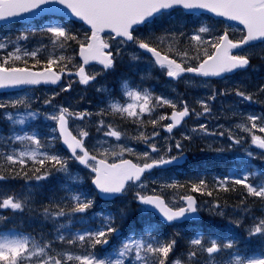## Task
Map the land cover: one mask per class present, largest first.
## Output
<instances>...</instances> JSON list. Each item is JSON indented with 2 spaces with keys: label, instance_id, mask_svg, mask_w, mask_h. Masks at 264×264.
<instances>
[{
  "label": "snow or ice",
  "instance_id": "obj_1",
  "mask_svg": "<svg viewBox=\"0 0 264 264\" xmlns=\"http://www.w3.org/2000/svg\"><path fill=\"white\" fill-rule=\"evenodd\" d=\"M53 4L62 5L63 9L70 10L73 17L88 25L90 35L85 33L81 38L67 25H52L27 34L19 33L17 40H27L29 36H35L39 32L47 36L52 46L62 50V53L50 54L45 62L39 55L43 45L32 50L16 47L7 51L5 55L0 56V89L41 84L55 85L65 73L69 76L74 74L79 77L80 84L88 85L97 77L114 69L115 61L123 55L121 46L127 45L150 53L149 64L166 70L167 76L172 79H180L185 73L199 77H222L249 67L254 55L251 49L256 42L264 43V0H0V22L24 21L42 11H61L47 7ZM175 9L192 13L206 11L216 17L237 21L243 26L239 29L242 35L234 40L230 38L228 28H225L223 34L216 35L215 29L207 24L195 28L190 36L182 29H175L174 26L163 28L157 35L151 25ZM102 33L105 35L102 36ZM182 37L191 42L190 47L185 46L183 49L178 47ZM70 42L79 45L78 54L82 63L78 67L74 64V57L63 54L71 48ZM113 43L116 44L115 49L112 48ZM165 45L166 47H163ZM6 48L7 45L0 42V50ZM209 48L213 51L209 52ZM169 53L179 57V62L176 58L170 57ZM129 56L132 61L141 60V56L135 51ZM27 58L34 61L32 67L27 66L29 62ZM17 61H22L26 66H14ZM191 61L197 63L193 65ZM90 62L101 65V70L91 73L86 71L85 66ZM69 65L76 67L74 73ZM37 66H41V70L33 71L32 69ZM71 86L72 83L69 82L62 91L70 90ZM97 91L107 93L109 103L107 108L100 109L96 115L104 117L118 114L121 119L131 120L142 128L145 125L142 117L147 114L150 117L147 123H150L154 129L161 126L160 121L170 120V123L162 127L171 134L173 129L181 125L191 114L197 117L210 114L211 107L207 101L215 100L218 95L227 96L234 93L241 101L254 102L257 93L264 94V85H259L256 92H248L243 86L231 90H213L207 100L197 101L201 111L190 109L182 100L179 102L182 107L178 110L175 100L163 95H154L148 89L141 90L139 87H134L127 79L121 80V94L127 98L125 103L112 97L111 90L107 88L100 87ZM53 100L54 96L49 97L44 100V104L53 105ZM163 106L172 109L171 115L151 118L156 108ZM231 111L233 116L240 118V122L234 127L248 133L252 144L264 150V137L254 131L264 133V116L245 115L235 108ZM91 115L92 113L89 112H72L63 106L51 113L33 111L31 99L26 97L0 100V119L7 121L10 126V134L0 133V142L7 146L6 151H0V181L20 178L26 182L31 180L40 182L56 173H61L64 176V183L60 187L65 192L64 196L59 198L53 196L47 205H42L44 219L50 220L54 226L52 233H41L36 236L16 229L3 230L2 223L8 218L0 215V264H125L129 259L132 264H264V215L253 217V223L247 229V239L259 240V246L252 254L247 253L246 247H238L240 243L238 240H224L200 233L188 241L186 254L171 259V254L177 245L176 237L180 236V232L176 231L172 237L161 239L153 234L155 231L153 226L146 224L140 234H130L114 247V258L98 257L93 249L97 245H108L113 236L120 235L118 221L125 220L128 211L127 208H121L118 215L104 211L92 213L93 217L99 218V224L94 229L68 231L69 225L74 222H85L89 210L95 205V199L80 189L83 177L79 173H73L71 169L73 162L83 165L94 173L91 183L102 197L123 196L127 194L129 188H135L134 199L144 206L141 211L154 209L170 225L197 213L198 206L196 199L190 194L179 197L183 201L180 206H175L174 200L169 203L163 197V191L183 188L185 185L175 180L170 183L162 182L160 179L149 181L145 175L150 174L154 169L178 161L183 156L182 151L179 155L173 156L166 154L151 156L150 152H160L157 145L152 142L153 138L159 136V132L153 131L152 135L148 136L142 130L130 139L143 142L150 152L136 153L133 148L123 143L108 145L107 140L97 141V144L89 150L85 143L89 132L84 127H80L78 135H73L69 131V118L83 121L85 117ZM38 116L53 121L56 127L51 131L53 133L59 131V137L52 135L47 140H42L35 131H26L23 134L15 131L16 126L24 125L27 120L35 121ZM97 131H103L105 137L115 138L118 142L127 136L118 127L106 123L103 118L97 122ZM191 132L219 136L227 134L228 140L231 141L229 147L241 144L244 140L243 136L237 137L231 129L209 132L207 125L203 123L191 129ZM183 139L189 140L191 136L183 135ZM57 140H62L70 155L61 154L56 150ZM182 147L181 141L177 140L175 148L180 150ZM125 153L135 155L143 163H133L129 159H123ZM261 155L264 156V153ZM109 156L116 159L108 162ZM247 156L254 157V153L248 151ZM258 176L264 177V169L258 171L241 169L231 175L215 178L212 190H209V185L204 179L190 182V191L212 196L213 191H236L235 186H241L246 190L247 196L264 202V180L257 182ZM149 183L158 185L159 188L153 187L149 194ZM38 187L39 185H32L20 193L0 195V210L10 209L13 213L21 214L27 210L32 213L35 211L32 207L33 194ZM2 192L3 190L0 189V193ZM241 204H245V199L241 200ZM213 207L218 206L213 205ZM242 210L249 211L247 207ZM217 214L223 215V212ZM60 218H64L66 222L61 223ZM234 223L239 227L241 222L236 220ZM58 244L64 247H58Z\"/></svg>",
  "mask_w": 264,
  "mask_h": 264
},
{
  "label": "rangeland",
  "instance_id": "obj_2",
  "mask_svg": "<svg viewBox=\"0 0 264 264\" xmlns=\"http://www.w3.org/2000/svg\"><path fill=\"white\" fill-rule=\"evenodd\" d=\"M201 24H207V25L212 26L215 29V32L218 29L217 25L209 24L207 21H204V20L199 21L198 27ZM52 25L65 26L62 22H58L57 20L50 19V18H42V19H40L34 23L27 24V25L22 26V27L1 28L0 29V42L5 43L7 45V48H6V50H0V56L5 55L7 51L14 50L16 47H21L22 49L27 48L29 50H32V49L41 47V45H43V47L41 48V52L39 55L43 61L46 62V59L50 54L60 55L62 53V50L55 49L52 46L48 37L43 35V34H40L39 32L35 36H29V39H27V40H17L16 39L17 35L21 32L27 34L33 30H38L41 27H47V26H52ZM185 25H186V23H184V22L181 23L178 30H181L182 27ZM229 31H230L231 35H233V36L237 35V30L233 31V29H230ZM73 33L78 34L81 38H83V36H84V34H79L78 29H75L73 31ZM186 34L188 36H190L192 34V31L188 30V32ZM205 38L207 39L208 37L206 36ZM70 43H71V48L68 49L67 52H64L63 54L73 57V55H72V50H73L72 44H73V42H70ZM189 43L191 44L190 41H189ZM112 46H113V49H115L116 44L113 43ZM178 47L180 49L184 48V46L182 44H179ZM121 48H122L123 55H124V53H127L128 50L125 48V46H121ZM253 53H254V55L252 56V58L257 57V56H259V57L262 56L261 58H264V52L261 53V51H256V52L253 51ZM27 59L29 61L28 62L29 65L34 64L33 60H31L30 58H27ZM118 60L121 61V57L118 58ZM140 64H141L140 67L143 68V63L140 62ZM14 66H25V64L22 61H17V62H15ZM69 66H72V65H69ZM93 71H97V70H91V72H93ZM240 79L241 80L239 82H237V84L239 83V85L243 86L245 88V90L248 92H256V89L260 85L261 82H263V85H264V76L259 78L255 74H253V75L247 74L246 76H242ZM259 79H261V81L258 85L257 82ZM253 80L255 81V88H254ZM103 82L104 81L101 80L95 86H92L91 90H86V89H81V88L77 87L78 85L73 80H71L72 86H71L70 90L68 92L61 90V92L64 94V97L62 100L65 99L63 101L64 102L63 107L69 108V110L72 112H78L77 107L79 105L80 100L83 98L85 103L87 102L86 107L95 106L96 108H98L99 106H101V109L107 108L108 103H109L108 94L97 91V88H100V87H104V88L109 89ZM68 84H69V82L66 84L65 87H67ZM183 86L189 87L192 90L198 92L196 99L192 103V107H191V109L194 108L197 111H201L200 105L197 103V101L198 100H207V97L209 95H211L213 90L221 91V90H225V89L231 90V89L235 88V87H228L223 82H220V83L197 82L196 83V82L191 81V80H184ZM65 87H63V88H65ZM75 87L77 90L75 89ZM109 90H111L112 97H115L116 99H118L119 102H121V103L126 102L127 98L121 94V87H118L116 89H109ZM259 94L260 93H257L254 102L241 101L238 97H236L234 95V93L227 95V96H219L218 95L217 98L213 102L207 101L209 103L210 107L214 108V112L216 111V114L214 116V119H215L214 121H217L218 118H222V117L225 119V116L227 118L226 120H228V121L224 122L223 124H217V122H214L215 124L212 125L211 127L207 125L209 132L216 131V129L220 130V131H223L224 129H231L232 132L237 137H240V136L244 137V140L241 144L232 145L231 147H229V145L231 144V141L228 140L227 134H225V136H219V135H206L204 133H192L191 129L197 128L202 123L205 124L203 117H197L194 120H191L189 126H185L182 129L183 132L177 138L173 137L170 140V139H165L166 137H164V138H161V140H158L155 137V138H153L152 142L155 143L157 145V147L161 150L159 155H161V154L164 155V154H166V152L169 149H171V151L174 150L175 142L177 140H179V141L182 140L183 135H190L191 139L187 140L188 144H190V142L192 144V142L194 141L195 144L205 145L207 147V149L212 151V152H219V151H217V148H215V146H217V144H219L220 145L219 149H223V150L227 149L228 153L234 154V156L237 157L238 159H242L244 161H249V160H251V157L247 156V152L248 151L253 152L251 136L248 133L241 132L234 127L235 124L240 122V118L238 116H233L231 109L235 108L238 112H242L245 115L255 114L257 116H264V105L261 104V100H263V102H264V95L261 96ZM53 96H54L53 105H45L44 100L48 99L49 97H53ZM19 97L30 98L31 99V109L33 111L42 112V113H51V112L59 109L62 95H61V93L58 94V93H55L51 90H43V89H32V90H25V91L15 92V93L0 94V100L16 99ZM167 98L175 100L177 102L178 106L180 105L179 102L181 101V99L174 98V97H167ZM164 107L165 106L159 107V108H160V110H163ZM166 107L171 109L168 106H166ZM8 111H12V110L8 109ZM99 111H100V109L95 110V113H98ZM106 116H108L111 119L118 120L120 122H124V123H128V124H137V123H133L131 120H128V119H121L118 114H109ZM193 116L195 117V115H193ZM148 118H150V117L148 116ZM69 119H70V122L73 123V126L76 127L79 125L78 119H75V118H69ZM54 125H55V123L53 121L46 120L42 116H38L35 121L27 120L24 125L16 126L15 131L19 134H23L26 131L27 132L35 131L42 140H47V138L49 136H52V135L56 136V134L51 131L52 128H55ZM221 126H223V127H221ZM189 129H190L191 134L188 133ZM133 131H134L135 135H138V132L141 130L135 129ZM254 131L256 132L257 135L264 137V133H260L257 130H254ZM144 132L148 136H151L153 133V132L147 133L146 131H144ZM0 133H3L5 135L10 134L9 123L3 119H0ZM88 140H89V138L87 137L85 141H88ZM118 143H123V144H126L128 147L133 148L130 145V143H128V141L126 139H123L122 141H120ZM132 144H136V142L134 141V142H132ZM144 145H146V144H144L143 142H139L138 147H135L133 149L135 150L136 153H142L144 151H149L147 148H144ZM57 146H58V143L55 144V147H56V150L58 152H60L58 150ZM186 146H187V144H183V147H186ZM15 147H19V145H15ZM6 150H7V146L4 145L2 142H0V151H6ZM60 153L63 154V152H60ZM125 154H127L129 157H132L136 163H142L143 162L142 160H138L135 155H130L128 153H125ZM30 164H31V162L29 161V165ZM71 166H72V164H71ZM73 173H76V172L73 171ZM231 174H233V172H231L230 175ZM79 175H81V174L79 173ZM147 177H148L149 181L151 179H160L162 182L167 181L170 183L171 181L174 180V176L172 173H157V174H151L150 176H147ZM83 180H84V178H83ZM23 181H24V179L22 180V182ZM54 182L64 183L63 174L56 173L53 175L52 179L48 178L47 180L40 181V182H37L35 180H31V181H27V182L25 181L23 190H20L17 192V193H20V192L24 191L26 188H30L32 185H39V187L34 191V194H33L32 207L35 209V211H33L32 213H29L27 210L25 211V212H28L27 213V216H28L27 219H29L31 221V222H27L26 224L31 226L32 232L36 236H39L41 233L49 234V233L53 232L54 226H53L52 222L50 220L44 219V217L42 215V205H47L49 203V200L53 197L51 195L52 192L50 195H41V193H40L41 196H44L47 198L46 200H43V201H41L40 199H37L36 192L40 191L41 186L44 183L52 184ZM153 187L159 188L158 185H152L151 183H149L148 192H151V189ZM0 189H1V187H0ZM135 191H136L135 188H129L126 198L128 199L130 196L133 197ZM162 195L166 196V198H167L166 201H168L169 203H172L174 200L175 206H177L180 203L178 195L176 194V189H165L163 191ZM55 197L59 198L60 196L56 195ZM212 206H213L212 204H208L207 207H202L201 209L207 213H211ZM261 210L264 212V205L261 207ZM218 212H223V211H221L220 208H218V210H215L214 213L218 217H223L224 215L227 214L226 212H223V215H219V214H217ZM230 214L231 213H229L228 215H230ZM19 215H22V214L18 212V216ZM140 215L144 216V221L139 220L138 223L140 225H139L138 229L131 230L130 234H133V233L140 234L142 229L145 228L146 224H151L154 229L158 226L155 222H153L151 220L150 216H148L147 214L141 212ZM233 220L236 221L232 217L231 218L228 217V218L224 219V222H219L220 220H217V221H210L209 220L205 223H206V226L212 228L213 230H216L217 226H215L214 224L217 223L220 225L219 228L221 229V232L231 233L233 235H236L239 232L238 230L240 227H235V223ZM60 222L65 223L66 221L64 220V218H60ZM21 223L22 222L20 220L19 224H21ZM252 223H253V221L240 223L243 226L242 228H245L242 230H245V232L247 233V229L252 225ZM78 224H82L80 227H78V229H81V230L82 229H84V230L88 229V225H87L86 221L84 223L76 221L73 224L69 225L71 227L68 229V231H75L76 230L75 225H78ZM129 226L131 228H134L132 224H130ZM200 226H201L200 224L195 225V229L196 230L201 229ZM178 230L180 232V235L185 233V231H181L182 229H178L177 227H175V231H178ZM197 234H200V233L198 232V233H196V235ZM129 235L122 237L116 246H118L120 244V242L123 239L127 238ZM206 236H211V235H206ZM211 237H214V235H212ZM58 246L64 247L63 245H59V244H58ZM113 249H114V247H110L109 249L104 250L102 252V255L99 254L98 257L105 258L106 256H111L112 258H114ZM73 251H79V250L73 249ZM181 254H183V253L174 254L171 259H176L177 257H181ZM125 264H132V261L130 259L126 260Z\"/></svg>",
  "mask_w": 264,
  "mask_h": 264
},
{
  "label": "flooded vegetation",
  "instance_id": "obj_3",
  "mask_svg": "<svg viewBox=\"0 0 264 264\" xmlns=\"http://www.w3.org/2000/svg\"><path fill=\"white\" fill-rule=\"evenodd\" d=\"M146 59V58H145ZM152 83H155V85H156V89L158 88V85L161 83V80H151L150 81V84H152ZM95 108V110H98V109H101V106H99L98 108H96V107H94ZM90 112L92 113V109L90 110ZM92 121H93V123L91 124V126H93L92 128H90V126L88 127H86V126H83L82 124L81 125H78V126H76L75 127V132H76V134H78V129L80 128V127H84L88 132H89V140L90 141H92V142H90V143H87L86 141H85V143H86V147H88L89 148V150H91L92 148H93V146L94 145H96L97 144V141H103V140H107L108 141V145H115L114 144V142L115 143H117L118 141H116L115 140V138H112V137H105L104 136V134H103V131H100V132H98L97 131V122L101 119V118H103L104 120H105V122L106 123H110L108 120H109V117L108 116H104V117H101V116H98V115H96L94 112L92 113V115L91 116H88ZM106 130V129H105ZM124 130V132H126V133H129V130L128 129H126V128H124L123 129ZM90 134H92V136L90 135ZM130 135V134H129ZM108 145H105L106 147L108 146ZM146 147V146H145ZM117 151H118V149H117ZM160 153V152H159ZM159 153H157V154H159ZM156 154V155H157ZM163 155V154H162ZM173 155H175V153L174 152H172V151H168L167 153H166V156H173ZM99 157V156H98ZM128 157V155H126V154H124V156L122 157V158H127ZM99 158H101V157H99ZM109 159H116V158H114V157H111V156H109L108 157ZM241 200L242 199H244V193H242V192H240V194H239V196H238Z\"/></svg>",
  "mask_w": 264,
  "mask_h": 264
},
{
  "label": "water",
  "instance_id": "obj_4",
  "mask_svg": "<svg viewBox=\"0 0 264 264\" xmlns=\"http://www.w3.org/2000/svg\"><path fill=\"white\" fill-rule=\"evenodd\" d=\"M49 9H61V11H42V12H40L38 15H34V16H32L30 19H26V20H24V21H28V20H32V19H34V18H36V17H39L40 15H43V14H50V15H54V16H61V17H66V18H68V19H72V20H75V21H79V22H82L89 30H90V27L88 26V25H86L83 21H81V20H79L78 18H75V17H73L72 15H71V12H70V10H68V9H63V6L62 5H56V4H53V5H48L47 6ZM199 12H206V11H199ZM208 13V12H207ZM210 14H212V13H210ZM212 15H214V14H212ZM219 18H223V17H219ZM225 20H227L226 18H224ZM227 21H229V20H227ZM8 22H13V21H8ZM229 22H232V23H238L239 24V22H237V21H229ZM3 23H6V22H0V24H3ZM104 33H102L101 35H103ZM149 55H151L150 53H148ZM79 59L81 60V58L79 57ZM82 61V60H81ZM92 63H95V62H90V64H92ZM89 64V65H90ZM60 82V81H59ZM58 82V83H59ZM57 83V84H58ZM57 84H55V85H53V86H56ZM44 85H52V84H44ZM24 87H31V86H22V87H20V88H24ZM20 88H7V89H0V92L1 91H6V90H13V89H20ZM58 133H59V131H58ZM61 145H62V147L65 149V150H67V148H66V146L62 143V140H61ZM259 149V148H258ZM260 150H262V149H260ZM68 151V150H67ZM262 151H264V150H262ZM92 184V183H91ZM92 186L94 187V189L96 190V192H97V194H98V196H99V198H101L102 200H111V199H113V198H110V197H102V195L99 193V191L95 188V186L92 184ZM115 198V197H114ZM150 211H153L154 213H156L159 217H160V219L162 220V223L163 224H165V225H170V224H168L167 222H165L164 220H163V218L159 215V213L158 212H156L154 209L153 210H150ZM199 218V216L198 215H196V214H191L186 220H193V219H198ZM184 221V220H183ZM182 222V221H181Z\"/></svg>",
  "mask_w": 264,
  "mask_h": 264
},
{
  "label": "bare ground",
  "instance_id": "obj_5",
  "mask_svg": "<svg viewBox=\"0 0 264 264\" xmlns=\"http://www.w3.org/2000/svg\"><path fill=\"white\" fill-rule=\"evenodd\" d=\"M84 105H85V103H84ZM188 147L190 148V149H192V150H194V161H195V163L197 164V165H199V166H201L202 165V163H201V161L198 159V155H197V152H198V150L200 149V144H194V145H188ZM217 166V164L216 163H212L211 165H210V167H216ZM36 196H37V199H40L41 201H43V200H46L47 198L46 197H44V196H41V195H38V194H36Z\"/></svg>",
  "mask_w": 264,
  "mask_h": 264
},
{
  "label": "trees",
  "instance_id": "obj_6",
  "mask_svg": "<svg viewBox=\"0 0 264 264\" xmlns=\"http://www.w3.org/2000/svg\"><path fill=\"white\" fill-rule=\"evenodd\" d=\"M214 175H215V174H214ZM204 176H206L205 173L203 174V177H204ZM212 176H213V175H212ZM194 178H195V176H194ZM204 180L207 182V177H205ZM198 181H199V180H196V181H194V182H198ZM207 184L209 185V190H212V188H213L212 183H211V182H207ZM189 190H190V188H189ZM197 193L200 194L199 192H197ZM214 193H215V191H213V195H212V196H209V197H212V198H214L216 201L221 202L222 198H220L219 196H218V197L215 196ZM199 196H201V195H199ZM206 196H207V195H206Z\"/></svg>",
  "mask_w": 264,
  "mask_h": 264
}]
</instances>
